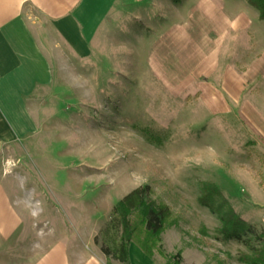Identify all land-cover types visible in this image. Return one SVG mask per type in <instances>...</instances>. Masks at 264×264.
<instances>
[{"label": "rangeland", "instance_id": "rangeland-1", "mask_svg": "<svg viewBox=\"0 0 264 264\" xmlns=\"http://www.w3.org/2000/svg\"><path fill=\"white\" fill-rule=\"evenodd\" d=\"M153 2L125 8L122 23L113 14L90 60L59 78L37 134L1 153V191L17 223L0 239V264H104L92 239L110 207L141 186L173 224L157 237L162 261L128 246L126 264L173 256L177 264H238L244 248L220 242L217 223L196 205L201 183L264 243V150L215 93L225 70L251 62L241 53L256 26L243 37L248 45H230L229 58L203 60L204 25L215 23L203 5L211 0Z\"/></svg>", "mask_w": 264, "mask_h": 264}, {"label": "crops", "instance_id": "crops-1", "mask_svg": "<svg viewBox=\"0 0 264 264\" xmlns=\"http://www.w3.org/2000/svg\"><path fill=\"white\" fill-rule=\"evenodd\" d=\"M136 1L0 0V156L14 144L37 134L45 111L53 107L49 102L61 75H70L77 65L89 61L91 47L111 32L113 14L114 20L122 23L120 13ZM212 4L220 10H212ZM239 4L236 0H211L203 5L215 23L204 25L201 43L206 52L202 57H228L230 45L239 38L247 43L243 37L248 26H256L249 32L254 37L251 47L241 53L249 54L251 62L243 60L236 74L225 70L215 93L226 99L232 119L244 121L248 140L259 143L264 150V24L257 23L255 14ZM238 13H243L244 18ZM236 33L240 37H235ZM213 69L209 65L202 73L207 76ZM2 184L0 176V239L6 240L17 220L7 210Z\"/></svg>", "mask_w": 264, "mask_h": 264}, {"label": "trees", "instance_id": "trees-1", "mask_svg": "<svg viewBox=\"0 0 264 264\" xmlns=\"http://www.w3.org/2000/svg\"><path fill=\"white\" fill-rule=\"evenodd\" d=\"M255 14V21L264 24V0H240ZM196 205L217 223L216 235L220 242L239 244L244 254H237L238 264H264V243L258 234L244 225L227 208L219 194L208 183L197 187ZM173 224V217L166 207L152 200L145 186L134 188L121 197L107 213V219L92 244L104 264H126V249L131 246L142 258L152 256L163 260L157 237ZM173 256L163 264H177Z\"/></svg>", "mask_w": 264, "mask_h": 264}]
</instances>
